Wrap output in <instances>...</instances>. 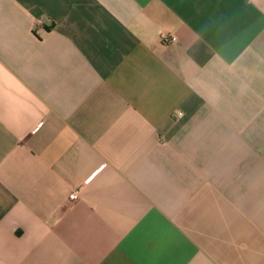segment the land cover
Listing matches in <instances>:
<instances>
[{"label":"crops","instance_id":"1","mask_svg":"<svg viewBox=\"0 0 264 264\" xmlns=\"http://www.w3.org/2000/svg\"><path fill=\"white\" fill-rule=\"evenodd\" d=\"M0 264H264V0H0Z\"/></svg>","mask_w":264,"mask_h":264},{"label":"built area","instance_id":"2","mask_svg":"<svg viewBox=\"0 0 264 264\" xmlns=\"http://www.w3.org/2000/svg\"><path fill=\"white\" fill-rule=\"evenodd\" d=\"M176 39V36L174 35H170V34H165L162 36V41L163 42H166V43H169V42H172ZM178 115H182V112L179 111L178 112ZM42 125V122L38 125V126H41ZM70 198L72 200H77L79 198V190H74L71 194H70Z\"/></svg>","mask_w":264,"mask_h":264}]
</instances>
